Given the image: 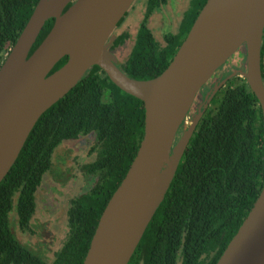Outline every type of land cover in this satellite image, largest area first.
<instances>
[{
	"label": "trees",
	"instance_id": "1",
	"mask_svg": "<svg viewBox=\"0 0 264 264\" xmlns=\"http://www.w3.org/2000/svg\"><path fill=\"white\" fill-rule=\"evenodd\" d=\"M38 2L0 0V67ZM206 2L191 0L178 30L166 34L161 45L149 20L169 0H148L131 54L120 68L125 75L137 81L160 76ZM54 23V19L46 22L31 54ZM128 39L127 33L112 35L110 49L120 48ZM67 61L68 57L62 59L51 74ZM262 72L264 79V37ZM213 107L198 124L129 264H216L258 199L264 186V122L259 101L247 81L236 77L219 91ZM145 118L143 102L120 90L97 66L41 116L0 184V264H83L101 215L136 158ZM91 133L97 138L90 153H97V159L80 170L97 180L71 200L67 240L48 263L23 245L12 227L30 230L37 212L36 193L45 175L52 172L60 145Z\"/></svg>",
	"mask_w": 264,
	"mask_h": 264
},
{
	"label": "water",
	"instance_id": "2",
	"mask_svg": "<svg viewBox=\"0 0 264 264\" xmlns=\"http://www.w3.org/2000/svg\"><path fill=\"white\" fill-rule=\"evenodd\" d=\"M135 1L39 0L0 67V184L41 116L91 68H101L113 84L145 106L138 153L101 215L83 264H129L204 111L229 81L237 76L247 81L264 122V0H207L168 68L148 81L125 75L110 51L109 40ZM51 19L53 28L31 54ZM239 50L246 54L245 68L216 84L205 97L203 110L190 119L199 91ZM65 57L67 63L51 74ZM216 264H264V186Z\"/></svg>",
	"mask_w": 264,
	"mask_h": 264
},
{
	"label": "rangeland",
	"instance_id": "3",
	"mask_svg": "<svg viewBox=\"0 0 264 264\" xmlns=\"http://www.w3.org/2000/svg\"><path fill=\"white\" fill-rule=\"evenodd\" d=\"M190 1L169 0V3L159 8L149 20V27L161 45L165 44L164 36L166 34L176 33L178 30L183 14L189 8ZM147 5L148 0H136L112 34L114 38L125 33L130 36V39L123 46L112 52L115 64L119 69L122 68L131 54L136 35L147 11ZM245 62L246 54L244 51L239 50L228 60L223 67V71L230 75L242 68ZM238 82L239 80L236 81V84ZM96 138V134L91 133L60 145L54 154L55 162L52 172L45 175L42 185L36 193L37 212L31 221L30 230L25 232L17 226L14 227L13 225L12 227L18 240L47 262L50 261L51 263L53 261L55 253L64 246L67 240V210L69 209L70 200L87 192L94 184V179L89 175H83L82 177L80 169L97 159V153H90L96 143ZM66 179L68 182H65ZM15 209L10 215L12 220L15 218ZM49 231L52 233L51 237L55 238L53 240H55L56 246L53 248L51 244H48V247H51L52 250L47 256L44 249L38 245L37 238L40 234L41 236L42 234L48 236Z\"/></svg>",
	"mask_w": 264,
	"mask_h": 264
},
{
	"label": "flooded vegetation",
	"instance_id": "4",
	"mask_svg": "<svg viewBox=\"0 0 264 264\" xmlns=\"http://www.w3.org/2000/svg\"><path fill=\"white\" fill-rule=\"evenodd\" d=\"M111 50V49H110ZM112 52H113V50H111ZM226 65V64H225ZM224 65V66H225ZM223 66V67H224ZM223 67H221V68H219L216 72H215V74L212 76V78L209 80V82L199 91V93H198V95H197V98H196V100H195V102H194V104H193V106H192V109H191V112H190V119H194L195 118V116L197 115V113L199 112V108H201L202 107V105L204 104V100H205V97L210 93V91L212 90V88L216 85V84H218V83H220L222 80H224V79H226V78H228L230 75H232L234 72H232L230 75L228 74V73H226V72H224L223 71ZM242 68H244V67H242ZM241 69V68H240ZM237 77H239V76H237ZM236 78V77H235ZM227 85V84H226ZM226 85H224V87L226 86ZM223 87V88H224ZM222 88V89H223ZM221 89V90H222ZM220 90V91H221ZM219 93V92H218ZM217 93V94H218ZM216 94V95H217ZM216 95H215V97H216ZM215 97L213 98V100L215 99ZM213 100L211 101V103L209 104V106L207 107V109L204 111V114H203V116H202V118L204 117V115L207 113V112H210L214 107H213ZM203 108L204 107H202V110H203ZM202 118H201V120H202ZM200 120V121H201ZM200 123V122H199ZM188 125H190V123H188ZM197 129V128H196ZM184 131V130H183ZM183 131L181 130L180 131V135H181V137H182V135H183ZM178 134V135H179ZM178 137V136H177ZM180 140V139H179ZM176 143H177V140H176ZM82 172V171H81ZM82 177H83V175H86V173H84V172H82ZM90 177L92 178V179H94V184H95V181L97 180V178L95 177V176H92V175H90ZM71 180V179H70ZM69 180V181H70ZM65 182H68V180L66 179V181ZM94 184H93V186H94ZM92 186V187H93ZM91 187V188H92ZM74 199V198H73ZM72 200V199H71ZM71 200H70V203H71ZM69 209H70V205H69ZM69 209L67 210V217H68V212H69ZM46 233V232H45ZM47 234H49L48 236H45L44 234H42V236H41V234H40V236H39V238H37L38 240H37V243H38V245H40V247L41 248H43L44 249V251L46 252V255L47 256H49L48 255V253H50V251L52 250V248L51 247H48V244H51L52 246H53V248L56 246L55 245V240H53V239H55V238H53V237H51L52 236V233L49 231ZM62 248V247H61ZM55 255H56V253H55ZM47 258V257H46ZM47 260H48V258H47Z\"/></svg>",
	"mask_w": 264,
	"mask_h": 264
}]
</instances>
